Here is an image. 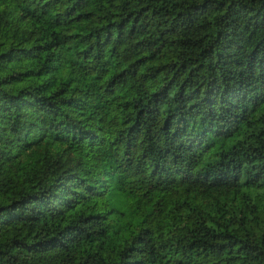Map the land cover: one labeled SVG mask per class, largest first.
<instances>
[{"label":"trees","instance_id":"obj_1","mask_svg":"<svg viewBox=\"0 0 264 264\" xmlns=\"http://www.w3.org/2000/svg\"><path fill=\"white\" fill-rule=\"evenodd\" d=\"M0 264H264V0H0Z\"/></svg>","mask_w":264,"mask_h":264}]
</instances>
